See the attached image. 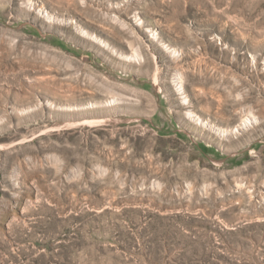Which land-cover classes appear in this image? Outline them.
<instances>
[{
    "label": "rangeland",
    "instance_id": "obj_1",
    "mask_svg": "<svg viewBox=\"0 0 264 264\" xmlns=\"http://www.w3.org/2000/svg\"><path fill=\"white\" fill-rule=\"evenodd\" d=\"M0 264H264V0H0Z\"/></svg>",
    "mask_w": 264,
    "mask_h": 264
},
{
    "label": "bare ground",
    "instance_id": "obj_2",
    "mask_svg": "<svg viewBox=\"0 0 264 264\" xmlns=\"http://www.w3.org/2000/svg\"><path fill=\"white\" fill-rule=\"evenodd\" d=\"M189 114H190L189 116H192L191 113H189ZM111 120H112V119H111ZM112 121H113V120H112ZM112 121H111V122H112ZM92 122H93V123H99V124H100V123L106 122V120H102V121H101V120H93ZM87 123H88V122H87ZM114 123H115V122H114ZM97 125H98V124H97ZM234 131L236 132V131H238V129H235Z\"/></svg>",
    "mask_w": 264,
    "mask_h": 264
}]
</instances>
